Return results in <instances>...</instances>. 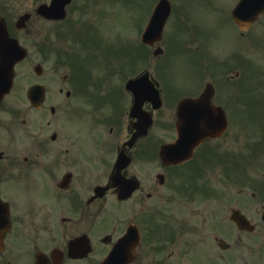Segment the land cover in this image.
<instances>
[{
    "label": "flooded vegetation",
    "instance_id": "1",
    "mask_svg": "<svg viewBox=\"0 0 264 264\" xmlns=\"http://www.w3.org/2000/svg\"><path fill=\"white\" fill-rule=\"evenodd\" d=\"M50 1L13 13L0 0L11 38L34 21L53 27L38 30L37 60L28 50L0 101V264H264V136L236 124L238 107L253 112L264 98L263 76L250 67L264 65V12L238 21L234 0L221 22L234 47L216 51L202 22L191 23L190 4L220 17L219 2L168 0L162 39L143 50L154 68L172 48L199 60L198 89L169 103L147 70L125 80L96 75L71 31L60 29L68 18L37 13ZM22 15L16 37L9 21ZM146 72L150 82L138 80ZM201 96L210 107L200 118L214 135L191 159L164 163L159 152L176 139L178 105ZM224 176L234 188H222Z\"/></svg>",
    "mask_w": 264,
    "mask_h": 264
},
{
    "label": "rangeland",
    "instance_id": "2",
    "mask_svg": "<svg viewBox=\"0 0 264 264\" xmlns=\"http://www.w3.org/2000/svg\"><path fill=\"white\" fill-rule=\"evenodd\" d=\"M154 1L156 0H76L74 7L72 4L69 9L68 26H60V29L63 32L65 29H71L72 37L73 34L77 35L81 32L86 34V29L88 32L92 30L95 41L97 39L99 45L106 51L100 47L98 49H92L94 51V57L99 58L102 66L100 70L101 75L107 76L108 74L109 76H115L121 80H125L137 75L141 71L147 70L157 77L165 94L166 101L171 103L175 98L174 95L191 93L198 89L199 60L193 59L190 53L185 51L181 52L178 48H172L168 52L170 53L168 57L159 61L154 68V63H151V51L148 48H146V51L142 50L144 47L140 38L150 16L149 8ZM217 1L219 2L220 17L208 16L205 8L200 5V1L196 3L192 2L190 9L194 14H190L192 17L191 23L200 24L202 22L201 27L208 29L207 33L204 32L203 35L212 38L210 46L213 49L216 51H225V49L229 51L234 47L235 39L226 33L225 30L221 29V22L222 17L225 18L226 12L228 13L230 4L234 0ZM37 2L39 0H9L8 10L16 13L29 9L33 4H37ZM14 22L15 19L9 21L12 32ZM43 27L53 28L52 26L50 27L49 25L34 21L29 26L31 30L29 33H23L18 36L13 32L15 36L17 35L19 37L20 44L27 48L29 47L30 54L34 60H37L35 46H38V30ZM211 27H213V32L210 31ZM214 28H217L218 31H215ZM177 32L178 34H174L173 39L177 42L178 40L182 41L183 30L180 29ZM171 34L173 35L172 32ZM62 43L58 42L57 45L59 48ZM72 46L68 45L67 48L74 50ZM140 55L141 58H139ZM51 66L52 64L48 63L47 68ZM23 67L21 66L17 72H21ZM250 67L253 68L254 74L259 73V75H262L264 81V65L262 68H254V64L253 66L250 64ZM237 114V125H244L245 127L251 128L250 130L253 133L259 132L261 138L264 136V98L261 99L260 105L255 106L253 112L248 111V113H244L238 107ZM244 114H251L252 116H244ZM242 134L244 133L242 132ZM160 143L161 141H158L155 146H158ZM252 176L255 178V174ZM227 177L224 176L222 178V188H234V184L226 179ZM16 196L13 195V197Z\"/></svg>",
    "mask_w": 264,
    "mask_h": 264
},
{
    "label": "water",
    "instance_id": "3",
    "mask_svg": "<svg viewBox=\"0 0 264 264\" xmlns=\"http://www.w3.org/2000/svg\"><path fill=\"white\" fill-rule=\"evenodd\" d=\"M67 2L68 0H64L61 3L64 5V3L66 4ZM53 4L54 1L51 4V6H53ZM163 7H161L158 11L155 12L153 20L149 24L147 32L145 34L144 37L145 40L149 39L152 36L154 38H159L161 27L163 25L165 18L167 17V12H165V14L163 12L162 14ZM38 11L43 14L45 13V15L49 17L51 16V11L49 10L45 11L44 7H41ZM23 57H24L23 49L18 45L16 40L10 39L8 37L6 26L0 23V88L2 89L0 90V99L4 95V93H6V91H9L11 87L14 65L17 62L21 61ZM178 129L180 135V139L178 143L175 144L174 146L164 148L163 151L165 153L170 152L172 154H176L178 153V150L182 147L184 143L192 147L199 141L201 134H199L198 130L190 131V133L188 134L187 132L188 129L183 126V123H181L180 127L178 126ZM186 134L187 135L191 134L192 138H189L188 136L189 139H186L184 137ZM186 144L185 147L187 146Z\"/></svg>",
    "mask_w": 264,
    "mask_h": 264
}]
</instances>
